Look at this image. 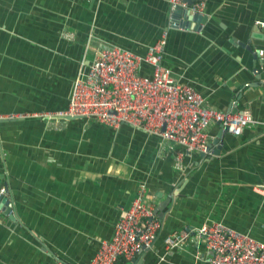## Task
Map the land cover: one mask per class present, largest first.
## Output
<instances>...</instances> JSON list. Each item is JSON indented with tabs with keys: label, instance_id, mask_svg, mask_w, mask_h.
Masks as SVG:
<instances>
[{
	"label": "crops",
	"instance_id": "crops-1",
	"mask_svg": "<svg viewBox=\"0 0 264 264\" xmlns=\"http://www.w3.org/2000/svg\"><path fill=\"white\" fill-rule=\"evenodd\" d=\"M201 14L175 27L167 0H0V264H89L139 193L158 231L121 264H208L202 238H162L211 220L264 240V0H206ZM163 32L175 79L205 105L250 112L239 134L209 123L206 154L177 157L180 145L126 123L42 115L66 107L98 46L143 54Z\"/></svg>",
	"mask_w": 264,
	"mask_h": 264
},
{
	"label": "built area",
	"instance_id": "built-area-1",
	"mask_svg": "<svg viewBox=\"0 0 264 264\" xmlns=\"http://www.w3.org/2000/svg\"><path fill=\"white\" fill-rule=\"evenodd\" d=\"M167 2L168 25L182 27L186 15L201 13L206 0ZM163 44L164 32L143 54L113 43L101 44L87 65H80L66 107L43 111L42 115L91 117L109 127L126 123L180 145L182 149L177 157L208 150L206 126L209 123H219L225 131L239 134L253 120L250 112L205 105L197 89L187 81L175 79L169 67L161 63ZM143 65H148L150 71L142 72ZM259 188L264 193V182ZM1 199L7 200L3 186H0ZM6 207L7 213H12V206ZM153 213V208L144 203L139 193L115 220L111 235L99 240L89 264H121V259H131L150 248L159 226ZM198 238L203 239L209 251L208 264H264V240L220 220L184 226L165 234L162 241L169 248L187 240L196 242ZM53 264L69 263L56 259Z\"/></svg>",
	"mask_w": 264,
	"mask_h": 264
},
{
	"label": "water",
	"instance_id": "water-1",
	"mask_svg": "<svg viewBox=\"0 0 264 264\" xmlns=\"http://www.w3.org/2000/svg\"><path fill=\"white\" fill-rule=\"evenodd\" d=\"M202 14L201 13H192V14H187L186 17H185V24H189V22H196L195 24H193L191 27H196L198 25V22L199 20L202 18ZM255 70V69H254ZM215 140V139H214ZM214 142V141H213ZM209 143H208V147H209ZM208 149V148H207ZM212 153L216 151V149L214 150H211ZM201 154H206L205 152H200ZM5 188V187H4ZM5 203H7V200L6 199H1L0 200V207L1 206H4ZM8 207H6V210H7ZM10 218L12 217V214L9 215Z\"/></svg>",
	"mask_w": 264,
	"mask_h": 264
}]
</instances>
